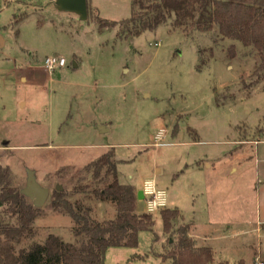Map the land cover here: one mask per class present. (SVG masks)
Returning <instances> with one entry per match:
<instances>
[{
	"label": "rangeland",
	"instance_id": "obj_1",
	"mask_svg": "<svg viewBox=\"0 0 264 264\" xmlns=\"http://www.w3.org/2000/svg\"><path fill=\"white\" fill-rule=\"evenodd\" d=\"M131 1L86 0L81 20L50 0H0V147H15L0 149V167L19 190L30 170L49 191L16 248L48 235L72 241L71 220L51 210L53 191L84 184L83 168L111 152L118 182L163 192V208L180 211L215 264H264V80L254 60L215 32L98 30L97 18L127 20ZM46 57L65 66L48 74ZM89 206L98 221L114 218L111 201ZM163 208L150 212L152 232L139 233L136 248H109L104 264H169L156 256L170 249L156 216Z\"/></svg>",
	"mask_w": 264,
	"mask_h": 264
},
{
	"label": "trees",
	"instance_id": "obj_2",
	"mask_svg": "<svg viewBox=\"0 0 264 264\" xmlns=\"http://www.w3.org/2000/svg\"><path fill=\"white\" fill-rule=\"evenodd\" d=\"M98 30L121 27L127 37H137L166 26L185 36L216 33L218 40L239 43L254 60L258 81L264 80V0H132L127 20L108 22L96 19ZM211 47L208 54L211 55ZM204 50L197 49L196 70L203 65ZM234 59L235 46L227 48ZM87 180L74 186L71 192H57L51 198V210L67 217L74 225L72 241L48 235L42 243L16 246L32 234L41 210L20 194L13 185L8 167H0V264H104L109 248L137 247L138 234L152 232L155 218L142 209L136 192L130 185L118 182L112 153L106 152L82 170ZM82 180V181H83ZM79 195L78 198L74 196ZM111 201L115 215L98 221L91 216L89 203ZM156 216L161 221L162 234L170 249L156 254L169 264H215L212 250L197 246L189 237V224L176 208H163ZM175 236V240H173ZM158 237L153 234V243ZM225 264V263H217Z\"/></svg>",
	"mask_w": 264,
	"mask_h": 264
},
{
	"label": "water",
	"instance_id": "obj_3",
	"mask_svg": "<svg viewBox=\"0 0 264 264\" xmlns=\"http://www.w3.org/2000/svg\"><path fill=\"white\" fill-rule=\"evenodd\" d=\"M54 3L56 8L59 11L72 13L79 16L81 20H85L87 18V4L86 0H50ZM75 66V64H73ZM57 192L61 191V188L56 187ZM20 194L27 198L34 208L40 209L45 201L48 198L49 191L46 188L39 186L36 183L34 172L27 170L26 171V182L25 186L22 190H20ZM136 197L138 201L143 200L142 191L136 192Z\"/></svg>",
	"mask_w": 264,
	"mask_h": 264
},
{
	"label": "built area",
	"instance_id": "obj_4",
	"mask_svg": "<svg viewBox=\"0 0 264 264\" xmlns=\"http://www.w3.org/2000/svg\"><path fill=\"white\" fill-rule=\"evenodd\" d=\"M65 66V60L61 57H46L43 59L42 68L46 73H51L57 68H62ZM143 199L145 197V202L147 206V211L150 213L158 208L165 207V196L163 192L155 191L153 187L147 185L143 189Z\"/></svg>",
	"mask_w": 264,
	"mask_h": 264
},
{
	"label": "crops",
	"instance_id": "obj_5",
	"mask_svg": "<svg viewBox=\"0 0 264 264\" xmlns=\"http://www.w3.org/2000/svg\"><path fill=\"white\" fill-rule=\"evenodd\" d=\"M74 64H75V67H77L78 66V63L76 62V61H74ZM23 105V104H22ZM242 142V144L245 142V141H241ZM247 142H250V141H247ZM257 142H259V141H257ZM261 142V141H260ZM262 142H264V141H262ZM256 142H254V144H255ZM5 148H15V147H9V145L7 144V143H5L4 145H3V147H0V149H2V150H4ZM210 166L209 165H207V168H209ZM169 209V208H168ZM173 209V208H172ZM177 209V208H176ZM178 210V209H177ZM180 212V211H179ZM193 235H192V232H191V227H190V232H189V237L191 238V239H193V237H192ZM194 240V239H193ZM195 242V244L197 245V242L196 241H194Z\"/></svg>",
	"mask_w": 264,
	"mask_h": 264
}]
</instances>
